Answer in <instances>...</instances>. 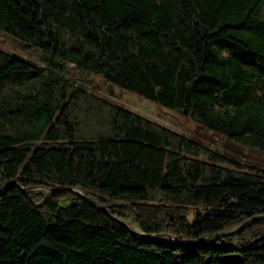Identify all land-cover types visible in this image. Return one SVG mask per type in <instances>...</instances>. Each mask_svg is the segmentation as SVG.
<instances>
[{"label":"trees","instance_id":"obj_1","mask_svg":"<svg viewBox=\"0 0 264 264\" xmlns=\"http://www.w3.org/2000/svg\"><path fill=\"white\" fill-rule=\"evenodd\" d=\"M263 3L0 0V31L43 61L0 49V264H264V169L69 78L71 65L264 152Z\"/></svg>","mask_w":264,"mask_h":264},{"label":"rangeland","instance_id":"obj_2","mask_svg":"<svg viewBox=\"0 0 264 264\" xmlns=\"http://www.w3.org/2000/svg\"><path fill=\"white\" fill-rule=\"evenodd\" d=\"M0 49L17 58L26 59L34 64L43 66L40 49L19 41L1 31ZM69 78L74 87L83 89L91 95L133 111L159 125L195 140L203 147L221 153L235 161L244 170H249L250 167L264 169V152L245 147L222 135L214 133L186 118L178 110L164 108L144 99L132 91L106 83L99 76L79 70L71 65L69 68ZM29 191L46 193L45 189L38 187L32 188ZM192 214L191 212L188 217L189 221L192 220ZM125 224L131 226L133 229H137L133 218H129Z\"/></svg>","mask_w":264,"mask_h":264},{"label":"water","instance_id":"obj_3","mask_svg":"<svg viewBox=\"0 0 264 264\" xmlns=\"http://www.w3.org/2000/svg\"><path fill=\"white\" fill-rule=\"evenodd\" d=\"M32 188H35V187H32ZM32 188H31V187H30V188H24V189H22V190H23V191H29V190H31ZM36 188H37V187H36ZM38 188H44V187H38ZM68 190L74 192V193L77 194V195H80L83 199L87 200L88 202H90L91 204H93V205H95V206L100 207L103 211H106V209H105L104 207L99 206L98 204H96L95 201H93V200L87 198L86 196H83V195L81 194V192H79V191H77V190H74V189H68ZM259 218H262V217H255V218H253L252 220H257V219H259ZM118 222H119L120 224L124 225L126 228H128V229L131 230L132 232H134V233H139V232H137L135 229H132V228L128 227V225H126V224H124V223H122V222H120V221H118ZM246 224H248V222H247ZM232 233H234V231H232V232H226V233H218L217 235H223V236H224V235H229V234H232ZM142 235H143V234H142ZM143 236H145L146 238H168V239H170V240H173V239H174V238L171 237V236H168V235H162V234L143 235ZM174 240H175V239H174ZM176 241H177V240H176Z\"/></svg>","mask_w":264,"mask_h":264}]
</instances>
